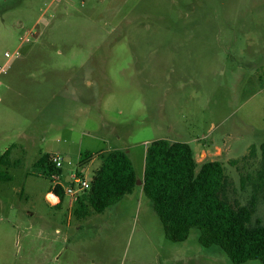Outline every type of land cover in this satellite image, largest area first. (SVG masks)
<instances>
[{"label":"rangeland","instance_id":"obj_1","mask_svg":"<svg viewBox=\"0 0 264 264\" xmlns=\"http://www.w3.org/2000/svg\"><path fill=\"white\" fill-rule=\"evenodd\" d=\"M161 139L222 162L246 203L238 168L264 143V0H0V156L14 147L20 162L0 182V264H234L198 230L167 240L142 183L86 218L79 196L48 203L113 150L142 181ZM48 154L60 175L34 167Z\"/></svg>","mask_w":264,"mask_h":264},{"label":"trees","instance_id":"obj_2","mask_svg":"<svg viewBox=\"0 0 264 264\" xmlns=\"http://www.w3.org/2000/svg\"><path fill=\"white\" fill-rule=\"evenodd\" d=\"M11 156L12 148L0 156V182H10L13 178L7 169L20 165ZM93 156L83 160L82 166ZM102 156L90 189L77 200L78 218L103 214L139 187L135 167L125 151L113 150ZM242 161L240 188L250 189L245 204L232 197L236 187L222 162L213 160L200 166L185 142L161 139L149 145L141 188L162 222L167 240L184 242L192 230H198L204 249L218 247L234 264L252 260L264 264V223L256 217L259 205H264V143L252 145ZM252 164L256 166L247 170ZM34 167L52 175L62 172L52 165L50 154L37 160ZM53 192L63 202V187L58 184Z\"/></svg>","mask_w":264,"mask_h":264},{"label":"built area","instance_id":"obj_3","mask_svg":"<svg viewBox=\"0 0 264 264\" xmlns=\"http://www.w3.org/2000/svg\"><path fill=\"white\" fill-rule=\"evenodd\" d=\"M5 57L12 58V55L10 53H6ZM50 162L56 169H62L65 164V159L60 154H51ZM71 179L73 181L72 186L64 190V192L72 198H77L78 196L84 194L91 187V181H87L78 171L71 175Z\"/></svg>","mask_w":264,"mask_h":264},{"label":"crops","instance_id":"obj_4","mask_svg":"<svg viewBox=\"0 0 264 264\" xmlns=\"http://www.w3.org/2000/svg\"><path fill=\"white\" fill-rule=\"evenodd\" d=\"M12 148H14V147H12ZM12 156H13V152H12ZM59 183H56L55 185H54V187L56 186V185H58ZM54 187H53V189H54ZM53 189H52V191H50L49 193H48V196L50 195V194H52V195H54L57 199H58V201L57 202H50L49 201V199L47 198V201H48V203H50V205H54V206H56V207H59V206H61V204H62V202H61V199L57 196V195H55V193L53 192ZM65 196H66V194H65ZM72 202H73V198H71L70 199V208L72 207ZM60 203V204H59ZM58 204H59V206H58Z\"/></svg>","mask_w":264,"mask_h":264},{"label":"bare ground","instance_id":"obj_5","mask_svg":"<svg viewBox=\"0 0 264 264\" xmlns=\"http://www.w3.org/2000/svg\"><path fill=\"white\" fill-rule=\"evenodd\" d=\"M48 198L52 202H57L58 201V199L54 195H52V194H50Z\"/></svg>","mask_w":264,"mask_h":264},{"label":"water","instance_id":"obj_6","mask_svg":"<svg viewBox=\"0 0 264 264\" xmlns=\"http://www.w3.org/2000/svg\"><path fill=\"white\" fill-rule=\"evenodd\" d=\"M141 183H143V181L138 180V185L141 184Z\"/></svg>","mask_w":264,"mask_h":264}]
</instances>
